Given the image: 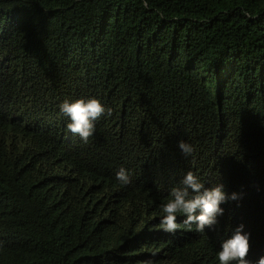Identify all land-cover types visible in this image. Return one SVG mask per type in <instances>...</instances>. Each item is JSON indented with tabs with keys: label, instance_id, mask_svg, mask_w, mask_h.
<instances>
[{
	"label": "trees",
	"instance_id": "1",
	"mask_svg": "<svg viewBox=\"0 0 264 264\" xmlns=\"http://www.w3.org/2000/svg\"><path fill=\"white\" fill-rule=\"evenodd\" d=\"M188 169L244 194L208 235L155 222ZM239 223L264 255V0H0V264H216Z\"/></svg>",
	"mask_w": 264,
	"mask_h": 264
},
{
	"label": "clouds",
	"instance_id": "2",
	"mask_svg": "<svg viewBox=\"0 0 264 264\" xmlns=\"http://www.w3.org/2000/svg\"><path fill=\"white\" fill-rule=\"evenodd\" d=\"M57 109V115L65 118L66 133L77 136L84 144L95 135L97 122L112 115V109L94 95L65 98L57 104ZM177 147L184 159L193 157L195 146L188 140H178ZM132 175L131 169L121 165L115 172V180L126 187L132 183ZM212 183L213 180L202 178L196 171H184L158 202L159 214L155 222L161 231L168 235H175L182 227L202 235H208L206 229L217 231L219 217L225 213L222 205L239 201L244 194L227 192L223 183L206 187ZM250 240L251 232L245 230L244 223L231 228L230 233L219 241L214 257L216 264H264V255L255 260L249 257Z\"/></svg>",
	"mask_w": 264,
	"mask_h": 264
}]
</instances>
